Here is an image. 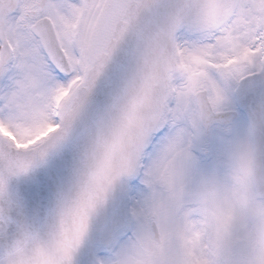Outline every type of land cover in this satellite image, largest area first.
<instances>
[{"label":"snow or ice","instance_id":"1","mask_svg":"<svg viewBox=\"0 0 264 264\" xmlns=\"http://www.w3.org/2000/svg\"><path fill=\"white\" fill-rule=\"evenodd\" d=\"M0 264H264V0H0Z\"/></svg>","mask_w":264,"mask_h":264}]
</instances>
